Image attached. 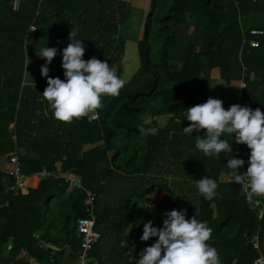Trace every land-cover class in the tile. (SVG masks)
Listing matches in <instances>:
<instances>
[{"label":"trees","instance_id":"16d2710c","mask_svg":"<svg viewBox=\"0 0 264 264\" xmlns=\"http://www.w3.org/2000/svg\"><path fill=\"white\" fill-rule=\"evenodd\" d=\"M12 1L0 0V45L6 50L0 59L13 45L24 43V57L37 56L29 37L36 38L41 30L49 40H40V45L57 49L49 77L64 80L60 52L70 43L73 28L85 45L82 58L108 62L127 83L119 97L102 98L98 118L62 124L40 97L47 78L40 74L39 89L23 85L24 60L21 52L12 51V63L17 61L8 68L9 84L0 103V157L6 160L0 169V264H72L80 243L75 220L85 216L82 189L94 195L98 238L90 262L135 264L157 239L140 240L144 224L152 221L161 227L163 214L171 210H186V219L195 215L212 229L207 243L216 248L221 264H251L255 234L264 257V199L251 207L239 185L219 182V173L230 171L226 164L231 153L206 157L195 147L204 130L183 132L189 126L186 110L210 98L212 70L226 88L234 89L235 104L264 112V0H145L134 33L129 24L135 10L129 2L19 0L12 11ZM29 25L37 32L25 35ZM250 30L261 35H250ZM250 41L257 46L250 47ZM146 119L150 123L144 126L157 128L156 135L139 133ZM222 139L229 140L232 151L237 145L247 169V146L236 144L234 134ZM14 154L23 175L44 169L51 176L15 194L7 190L14 183L9 174ZM66 173L79 177L81 189L69 188L58 177ZM201 178L217 182L219 198L206 200L199 194L196 181ZM156 193L162 194L160 199Z\"/></svg>","mask_w":264,"mask_h":264},{"label":"clouds","instance_id":"9594fccd","mask_svg":"<svg viewBox=\"0 0 264 264\" xmlns=\"http://www.w3.org/2000/svg\"><path fill=\"white\" fill-rule=\"evenodd\" d=\"M68 40L70 43L60 52L64 80L49 77L48 65L57 55L56 48L44 46L36 54L45 60L40 68L41 77L47 78L43 100L56 121L70 125L74 120L90 115L98 118L97 110L104 106L102 98L119 97L127 81L108 62L95 57L87 61L82 58L85 45L78 37V29L71 28ZM186 113L189 126L183 128L184 134L204 130L203 138L196 137L195 147L206 157L218 158L221 153H231L226 164L230 170L228 175L235 184L242 186L248 205H259L264 199V112L238 104L225 110L220 99L208 98L206 102L188 108ZM149 123L146 119L139 126L140 134H157V128L144 126ZM223 134L231 138L234 134V142L246 145L250 150L245 172L238 171L245 161L232 156V145L229 140L222 139ZM196 187L206 200L220 196L216 191L218 184L213 179H198ZM163 215L165 219L159 228L154 227L152 221L144 224L140 240L157 239L143 249L135 264H221L216 248L207 243L212 237V229L205 222L198 221L195 215L186 219V210H171ZM130 250L134 251L135 245Z\"/></svg>","mask_w":264,"mask_h":264},{"label":"built area","instance_id":"2783aa9c","mask_svg":"<svg viewBox=\"0 0 264 264\" xmlns=\"http://www.w3.org/2000/svg\"><path fill=\"white\" fill-rule=\"evenodd\" d=\"M18 3H19V0H13L10 3V7L12 11L17 10ZM29 29H30L29 31H32L33 27L31 26ZM249 34L250 35H261V32L258 30H250ZM248 44L250 47L255 48L257 46V41H250ZM240 87L241 88L243 87V83H240ZM90 118L93 119L92 116H90ZM8 130L9 131L13 130L12 124L8 127ZM10 140L12 142L15 140L13 134L10 136ZM232 154L238 159L243 160L240 150L237 148V145L233 146ZM9 163L11 164V170L9 171V174L14 179V183L7 190L13 191L15 194L16 190L18 189L23 190L27 187L25 181L29 179V177L21 173L20 164L15 154L9 157ZM238 171L240 173L245 172L246 171L245 166L239 168ZM50 176L51 175L43 169L40 172L35 173L33 176H30V177L34 178L35 180H40L42 178H47ZM58 177L62 178L64 182L67 183L69 188L81 189L79 177L77 175H74L72 173H66L64 175H59ZM239 187H240V191L243 193L242 186L239 185ZM82 190L84 193L82 205H83V209L85 212V216L75 220V224H74L75 233L79 237L80 243H79L78 255L72 264H98L97 262H90V258H89V253L91 251L92 245L96 242L98 238V234L94 230V222H95V215L93 213L94 195L90 190H84V189ZM261 212H262L261 209H259L257 213L258 219L261 216ZM250 244H251L252 249L256 253V257L252 260L251 264H264V257L259 251L258 240H257L256 234L251 237Z\"/></svg>","mask_w":264,"mask_h":264},{"label":"rangeland","instance_id":"374dc122","mask_svg":"<svg viewBox=\"0 0 264 264\" xmlns=\"http://www.w3.org/2000/svg\"><path fill=\"white\" fill-rule=\"evenodd\" d=\"M119 1H124V2H129L135 12H134V20L129 24V31L134 33L137 29V27L139 26L140 24V17H141V12L142 10L144 11L145 10V7H144V4H145V0H119ZM40 8H42V6L40 5L39 6ZM44 7V6H43ZM58 18H60L58 16ZM31 25L27 26V30H26V33H35L37 31H34L32 29V31H29ZM39 34L37 35L36 38L34 37H29V39L33 42H35V47L40 50L41 48H43V46H41V41L40 40H45V42H47V40H49L46 36V34L44 32H42L40 30V32H38ZM1 34V33H0ZM118 34L121 35V33L119 32ZM2 35V34H1ZM42 35V36H41ZM27 40V38H26ZM9 46V44H6ZM32 43H31V49L33 51L34 48H32ZM9 49V48H7ZM25 50H26V43L22 44L21 47L19 48L18 46H15L13 45L12 48H11V52L7 55H4L2 56V58L0 59V81L4 79V77L6 78V81L3 83V82H0V103L2 102V100L4 99V94L3 93H6L5 92V84H9L8 83V79H7V76L9 71H8V68H11V64H12V67H15L16 65V61L14 63H12V61L14 59H12V57H10V55L15 51V53H20L21 52V56H22V59L24 60V65H23V69L25 71V75L22 79V84L23 85H31V86H35V88L39 89L41 88L40 85L37 83V79L38 77L40 76V71L38 70V68H40V66H42L43 64V60L42 58L38 57V56H34L32 58H29V56L27 57H24L23 53H25ZM6 50L2 49L1 45H0V54L5 52ZM13 51V52H12ZM30 61V62H29ZM50 66H53L54 67V64L51 62ZM16 68H14L13 72H15ZM210 80H209V85H210V90H211V93H210V98H217L219 97L220 95L222 94H228L226 95L229 100V103L227 104L226 106V110L233 104H235V100L236 98L235 97V93L233 92L234 89H232V87H225L224 85V82L219 79V76H218V72L217 70H212L210 72V76H209ZM232 85H236V83H231ZM238 88H241L240 87V84L238 85ZM11 89V88H10ZM20 89H21V86L19 88V91H18V95L20 93ZM3 92V93H2ZM18 97V96H17ZM40 97L42 98V95H40ZM226 98V97H225ZM16 103H17V100H16ZM47 110L48 111H51L49 108H48V105L46 106ZM37 116H39L40 118V113H37ZM91 116V115H90ZM97 144H94V145H85L82 147V150L85 151L89 148H91L92 146H96ZM20 154L23 153V150H20L19 151ZM244 158V156H243ZM5 157L4 156H1L0 157V169H2L3 167V162H5ZM32 181L29 183V186H34L35 185V180L31 179ZM30 181V180H29ZM161 195H157L156 198H160ZM153 197V196H152ZM151 202H154V199H150ZM150 202V203H151Z\"/></svg>","mask_w":264,"mask_h":264},{"label":"crops","instance_id":"0c3cea01","mask_svg":"<svg viewBox=\"0 0 264 264\" xmlns=\"http://www.w3.org/2000/svg\"><path fill=\"white\" fill-rule=\"evenodd\" d=\"M220 99V98H219ZM227 99V98H226ZM227 103H229V100L227 99ZM226 105V104H225ZM13 123V122H12ZM11 123V124H12ZM11 124H9L8 125V127L11 125ZM13 125V124H12ZM7 127V128H8ZM89 146V145H88ZM31 179H33V180H35L34 178H32V177H29V179H27L26 181H25V183H26V185L27 186H29V183L32 181ZM30 180V181H29ZM217 180L219 181V182H230V181H232V179H231V177L227 174V173H224V172H221V173H219V175H218V177H217ZM36 181V180H35ZM32 186V185H31ZM157 195H162V194H160V193H156L155 194V198L157 197ZM161 197V196H160ZM157 199H160V198H157Z\"/></svg>","mask_w":264,"mask_h":264},{"label":"water","instance_id":"95a60500","mask_svg":"<svg viewBox=\"0 0 264 264\" xmlns=\"http://www.w3.org/2000/svg\"><path fill=\"white\" fill-rule=\"evenodd\" d=\"M220 100L223 102V107L225 106V104L227 103V99L226 98H220Z\"/></svg>","mask_w":264,"mask_h":264}]
</instances>
